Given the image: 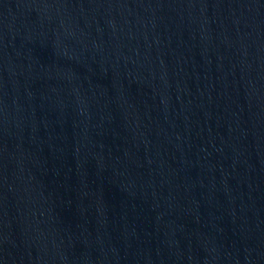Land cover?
Returning <instances> with one entry per match:
<instances>
[{
    "label": "water",
    "instance_id": "obj_1",
    "mask_svg": "<svg viewBox=\"0 0 264 264\" xmlns=\"http://www.w3.org/2000/svg\"><path fill=\"white\" fill-rule=\"evenodd\" d=\"M0 264H264V0H0Z\"/></svg>",
    "mask_w": 264,
    "mask_h": 264
}]
</instances>
